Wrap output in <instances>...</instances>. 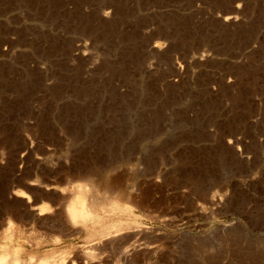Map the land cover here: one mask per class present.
<instances>
[{
    "label": "rangeland",
    "instance_id": "obj_1",
    "mask_svg": "<svg viewBox=\"0 0 264 264\" xmlns=\"http://www.w3.org/2000/svg\"><path fill=\"white\" fill-rule=\"evenodd\" d=\"M0 256L264 264V0H0Z\"/></svg>",
    "mask_w": 264,
    "mask_h": 264
},
{
    "label": "bare ground",
    "instance_id": "obj_2",
    "mask_svg": "<svg viewBox=\"0 0 264 264\" xmlns=\"http://www.w3.org/2000/svg\"><path fill=\"white\" fill-rule=\"evenodd\" d=\"M86 185V184H85ZM87 186V188L89 187L88 186V184L86 185ZM85 187V186H84ZM76 188V187H75ZM82 196V195H81ZM85 197H86V195H85ZM74 201V200H73ZM83 204H81V206H82ZM72 210V215L74 216V217H82V218H86V217H88V215L84 212V210H83V207H76V208H74L73 207V209H71ZM70 212V211H69ZM71 213V212H70ZM70 216V215H69ZM70 218V217H69ZM72 220V219H71ZM74 220V219H73ZM79 221V220H78ZM79 223V222H78ZM120 224V223H119ZM107 228V227H106ZM105 228V229H106ZM120 234H122V233H120ZM112 236V235H111ZM123 238V237H122ZM100 243V242H99ZM96 245V244H95ZM94 245V246H95ZM128 248V247H127ZM130 248V247H129ZM86 249V248H85ZM130 250H132V248L130 249ZM128 251V250H127ZM87 252V251H86ZM91 252V251H90ZM90 252H87V255L88 256H92L93 255V252L92 253H90ZM126 252V251H125ZM86 254V253H85ZM88 258V257H87ZM92 258H94V255L92 256ZM2 261H3V259H2V256H0V264H3L2 263ZM44 264V263H43ZM46 264V263H45Z\"/></svg>",
    "mask_w": 264,
    "mask_h": 264
}]
</instances>
